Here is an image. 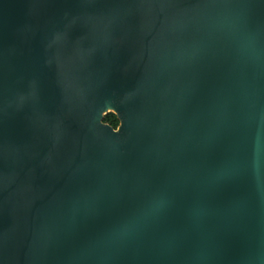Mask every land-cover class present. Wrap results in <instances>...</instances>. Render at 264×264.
<instances>
[{"label":"water","instance_id":"obj_1","mask_svg":"<svg viewBox=\"0 0 264 264\" xmlns=\"http://www.w3.org/2000/svg\"><path fill=\"white\" fill-rule=\"evenodd\" d=\"M0 264H264V0H0Z\"/></svg>","mask_w":264,"mask_h":264},{"label":"trees","instance_id":"obj_2","mask_svg":"<svg viewBox=\"0 0 264 264\" xmlns=\"http://www.w3.org/2000/svg\"><path fill=\"white\" fill-rule=\"evenodd\" d=\"M104 123L110 125L114 129L119 125L117 117L112 113H109L104 117Z\"/></svg>","mask_w":264,"mask_h":264},{"label":"bare ground","instance_id":"obj_3","mask_svg":"<svg viewBox=\"0 0 264 264\" xmlns=\"http://www.w3.org/2000/svg\"><path fill=\"white\" fill-rule=\"evenodd\" d=\"M107 110H110V108H108Z\"/></svg>","mask_w":264,"mask_h":264}]
</instances>
